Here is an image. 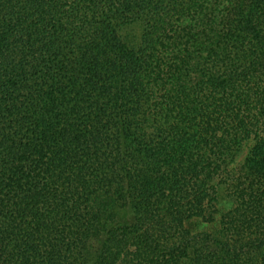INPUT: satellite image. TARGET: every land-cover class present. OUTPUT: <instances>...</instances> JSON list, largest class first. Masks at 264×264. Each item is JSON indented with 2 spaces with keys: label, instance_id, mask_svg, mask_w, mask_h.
<instances>
[{
  "label": "trees",
  "instance_id": "16d2710c",
  "mask_svg": "<svg viewBox=\"0 0 264 264\" xmlns=\"http://www.w3.org/2000/svg\"><path fill=\"white\" fill-rule=\"evenodd\" d=\"M0 264H264V0H0Z\"/></svg>",
  "mask_w": 264,
  "mask_h": 264
}]
</instances>
